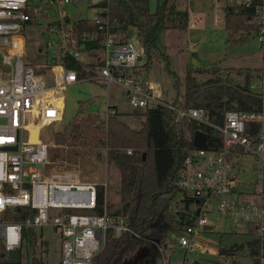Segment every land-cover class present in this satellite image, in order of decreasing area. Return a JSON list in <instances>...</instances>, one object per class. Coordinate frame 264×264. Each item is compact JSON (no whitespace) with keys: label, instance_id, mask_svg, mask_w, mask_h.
Wrapping results in <instances>:
<instances>
[{"label":"built area","instance_id":"obj_1","mask_svg":"<svg viewBox=\"0 0 264 264\" xmlns=\"http://www.w3.org/2000/svg\"><path fill=\"white\" fill-rule=\"evenodd\" d=\"M157 1L162 4L166 0ZM181 2L182 7L184 0ZM79 3H86L94 13L91 19L75 20L65 14L66 5ZM109 3L110 0H41L40 4L57 12L53 17L40 4L34 5L33 0H0V249L5 259L11 251L21 249L26 229L53 230L60 241L59 264H93L109 232L114 238L138 237L127 218L110 217L107 184L81 180L75 158L78 152L59 144L52 149V145L40 141L43 128L63 120L61 91L78 82L76 70L66 66L71 60L93 71L91 78L107 87L121 86L131 108L146 112L166 107L177 122L193 121L221 135L219 151L196 147L177 170V194L170 211L177 220L184 216L186 226L181 232H173L172 238L189 253L209 244L201 236L214 230V223L229 222L238 227L244 224L249 242L258 247L253 260L264 264V68L260 76H250L248 85V91L261 100V107L252 111L226 110L220 124L211 120L206 109L169 104L162 99L161 87L140 64L145 57L142 42L137 35L135 42H130L129 31L122 32L119 24L111 20ZM226 6L255 8L249 24L255 27L252 31L264 56V0H227ZM42 20L46 49L55 50L57 57L41 73L44 65L25 63L24 33ZM220 20L218 16L216 26ZM76 23L90 27L78 30ZM195 26L192 23L191 28ZM117 114L114 107L107 108L106 128L108 119ZM103 152L106 157L107 149ZM125 153L132 155L133 150L125 149ZM237 161L248 165L244 171H249L251 179H241ZM244 184L247 189L242 188ZM98 186L104 189L101 214L94 213Z\"/></svg>","mask_w":264,"mask_h":264},{"label":"trees","instance_id":"obj_2","mask_svg":"<svg viewBox=\"0 0 264 264\" xmlns=\"http://www.w3.org/2000/svg\"><path fill=\"white\" fill-rule=\"evenodd\" d=\"M108 14L111 20L119 24L122 32L126 33L135 28L140 42H142L147 62L144 64L148 71L154 58L162 55L158 45L159 37L164 30L185 31L189 28L188 10H176L175 6L164 1L152 13L148 0H110ZM255 8L239 7L227 8V30L238 32L254 30L249 21L254 17ZM78 30L89 28V25L76 23ZM40 52V50H39ZM66 66L74 69L78 75H90L81 65L68 60ZM45 71V69H44ZM208 71L218 72L212 68ZM42 73V70L40 71ZM205 70H189L185 78L184 100L175 98L167 102L187 108L206 109L213 122L220 124L226 110L252 111L259 109L261 100L248 91L250 72L246 78V86L224 85L218 81L200 83L194 74H202ZM177 86V85H176ZM227 98L228 101H224ZM237 101V104H233ZM145 121L140 129H131L116 117L108 119L105 133L96 123V117L89 115L81 122L74 124L71 134L57 132L54 141L57 144H74L90 148H106L108 165L115 166L120 179L118 195L121 205L114 208L107 204V210L113 220L120 217L132 221V226L138 237L129 236V246L124 252L120 264L127 255H135L140 250H146L139 262L142 264H159L163 258L162 250L169 242V235L181 232L186 222L181 216L177 220L170 211L173 199L177 194L175 177L177 170L184 162L188 152L195 149L194 141L197 133L206 135L205 148L219 151L222 139L207 127H200L193 121L177 122L174 113L166 108L148 109ZM76 118L73 119V122ZM131 148L132 155H127L125 149ZM144 154L146 158L144 160ZM101 159L100 157H98ZM97 208L95 214L102 213L104 189L98 186ZM36 230L26 229L23 233V243L30 254L26 264H43L34 254L38 242ZM126 246V237L114 238L108 233L106 244L102 252L93 260V264H112L118 254ZM252 258L257 253L255 242H248ZM245 245H236L230 249L220 248L221 255L234 256L235 251L243 250ZM5 253L0 249V264H4ZM254 261V260H253ZM22 264V258L21 262ZM254 264L255 261H254Z\"/></svg>","mask_w":264,"mask_h":264},{"label":"rangeland","instance_id":"obj_3","mask_svg":"<svg viewBox=\"0 0 264 264\" xmlns=\"http://www.w3.org/2000/svg\"><path fill=\"white\" fill-rule=\"evenodd\" d=\"M40 1L33 0V4L37 6ZM46 1L48 0H42L43 3ZM181 1L175 2V8L176 10L189 9V28L185 31L167 29L161 33L158 45L162 55L154 58L150 70L152 80L161 84L162 99L165 102L175 98L179 101L184 100L185 78L189 70L208 71L217 66L218 72L210 71L194 74V76L200 83L218 81L224 85L234 86H246L249 72L251 76H260V72L264 68V56L257 45L254 32L252 30L238 32L227 30V0H184L185 7H180ZM148 2L151 12L155 13L159 6L158 1L148 0ZM40 5L49 12V16L54 17L57 14L53 7ZM63 9L66 15L75 20L91 19L94 16V13L87 8L86 3L66 5ZM218 16L221 20L216 26L215 20ZM192 23L196 24L195 28H191ZM44 24L45 22L42 20L39 25L27 28L24 33L25 63L32 66L44 65L40 69L52 66L57 57L55 50L46 49V39L42 33ZM135 35L140 40L136 29L131 28L129 30L130 42H135ZM39 50L42 51L39 52ZM147 60L145 56L140 64H146ZM198 67L200 68L197 69ZM94 75L93 71L84 77L78 75V82L61 91L64 101L63 120L43 128L40 131L41 142L52 145V149L54 145L57 147L54 134L57 132L71 134L73 123H79L89 115L96 117L95 125L100 126L106 133L108 127L104 126L105 115L110 106L117 110L118 114L114 117L123 121L131 129L138 130L142 127L145 111L131 108L125 100V91L121 86L112 84L107 87L102 81L92 79L91 77ZM75 118L76 121L73 122ZM37 138L38 132L35 129L33 140L36 142ZM59 145L71 147L73 151L78 152V156L75 158H77L76 165L81 180L99 185L106 183V201L111 203L114 208H119L121 205L118 195L119 173L115 166L107 164L103 153L104 148L83 147L72 143ZM67 155L69 154L67 153ZM235 166L239 171H242L240 176L244 182L251 179L249 171H244L248 165L237 161ZM242 188L247 189L248 186L244 184ZM213 225L215 226L214 230L201 236L209 244H203L202 248L193 249L189 253L176 245V240L170 233L169 242L162 251L163 258L159 264H254L250 248L247 246L249 237L245 234L246 226L244 224L239 227L229 222H219ZM35 232L38 238L34 252L36 258L40 259L43 264H59L60 241L54 235L53 230L43 228ZM242 244L245 245V248L235 251L234 256L221 255L219 252L220 248L230 249ZM26 246L24 242L20 249L22 264L28 263L30 259ZM145 252L146 250H140L135 255H127L120 264H129V259L133 257L139 261Z\"/></svg>","mask_w":264,"mask_h":264},{"label":"water","instance_id":"obj_4","mask_svg":"<svg viewBox=\"0 0 264 264\" xmlns=\"http://www.w3.org/2000/svg\"><path fill=\"white\" fill-rule=\"evenodd\" d=\"M205 145H206V135L201 134V133H197L195 141H194V146L200 148V147H204ZM145 158H146V154H144V160H145ZM129 224H130V227L133 228L132 221H129ZM208 229L212 230V227H209ZM125 237H126V246L118 254V256L112 262V264H118V262L122 259L124 252L127 250L128 246H129L130 237H129V235H126ZM20 262H21V251L20 250H14L8 254V258L5 259L4 264H19Z\"/></svg>","mask_w":264,"mask_h":264},{"label":"crops","instance_id":"obj_5","mask_svg":"<svg viewBox=\"0 0 264 264\" xmlns=\"http://www.w3.org/2000/svg\"><path fill=\"white\" fill-rule=\"evenodd\" d=\"M169 2L170 3H172L174 6H175V2L176 3H178V0H169ZM161 4H159V6H160ZM185 2L183 3V6L182 7H185ZM181 7V6H180ZM187 8H188V5L186 6ZM188 10V12H189V9H187ZM226 10H227V7H226ZM180 11H185V10H180ZM189 18H190V13H189ZM200 67H198L197 69H199ZM214 68H217V66L216 67H214ZM188 70H189V68H187ZM191 69H194V68H191ZM206 71V70H205ZM207 72H210V71H207ZM204 73H206V72H204ZM149 76H150V79L152 80V77H151V75H150V71H149ZM153 81V80H152ZM154 82V81H153ZM155 83H157L160 87H161V84L160 83H158V82H155ZM162 89V88H161ZM162 92H163V90H162ZM115 108V107H114ZM116 109V108H115ZM145 121V120H144ZM143 121V122H144ZM104 153V152H103ZM97 157H99V156H97ZM101 158V157H100ZM104 158H105V160H106V157L104 156Z\"/></svg>","mask_w":264,"mask_h":264},{"label":"flooded vegetation","instance_id":"obj_6","mask_svg":"<svg viewBox=\"0 0 264 264\" xmlns=\"http://www.w3.org/2000/svg\"><path fill=\"white\" fill-rule=\"evenodd\" d=\"M129 264H142L138 261V259H136L135 257L129 259Z\"/></svg>","mask_w":264,"mask_h":264},{"label":"bare ground","instance_id":"obj_7","mask_svg":"<svg viewBox=\"0 0 264 264\" xmlns=\"http://www.w3.org/2000/svg\"><path fill=\"white\" fill-rule=\"evenodd\" d=\"M35 131V130H34ZM33 134H34V132H33ZM34 141V140H33ZM35 142V141H34Z\"/></svg>","mask_w":264,"mask_h":264}]
</instances>
